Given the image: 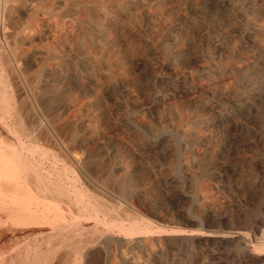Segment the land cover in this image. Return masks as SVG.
I'll use <instances>...</instances> for the list:
<instances>
[{"label": "rangeland", "instance_id": "rangeland-1", "mask_svg": "<svg viewBox=\"0 0 264 264\" xmlns=\"http://www.w3.org/2000/svg\"><path fill=\"white\" fill-rule=\"evenodd\" d=\"M0 4L13 21L4 27L8 37L0 34L2 53L20 69L29 114L41 117L35 99L52 102L81 134L77 141L63 132L53 138L57 145L36 143L59 167L75 151L90 169L113 174L127 198L116 187L86 184L109 205V219L151 224V235L131 239L102 225L104 232L94 233L93 222L82 220L88 264H264V0ZM11 228L0 225L1 264H17L53 233L46 226ZM67 251L52 262L78 264L81 255Z\"/></svg>", "mask_w": 264, "mask_h": 264}, {"label": "bare ground", "instance_id": "bare-ground-1", "mask_svg": "<svg viewBox=\"0 0 264 264\" xmlns=\"http://www.w3.org/2000/svg\"><path fill=\"white\" fill-rule=\"evenodd\" d=\"M3 2L4 1H2V3ZM8 2L10 3V1H8ZM16 2L18 3V1H16ZM33 2L35 3V1H33ZM25 3H26V1H25ZM1 5L2 4H0V6ZM36 5H38V4H36ZM15 9H17V8H15ZM41 10H42V6H41ZM36 12H38V11H36ZM36 12H34V14ZM9 15H10L9 13L7 14L4 11L0 12V22L3 24V27H0V34L3 36L4 39H6L8 37V34L4 30L5 24H7L8 22L13 23V21H11L8 18ZM34 18H35V16H34ZM70 24H71V22H70ZM72 33H71V35H73ZM30 34L32 35L33 33L30 32ZM52 37H53V35H52ZM72 37H71V39H72ZM23 38L26 39V34L22 35V39ZM64 39H65V37H64ZM79 40H81V39H79ZM1 42H0V128L1 127L6 128L9 132H11L13 134L12 136H14V138H15V141L14 140L11 141V139L9 140V139L5 138L4 136H2L1 131H0V225L5 222L6 225H9L12 228L14 226H18V225H25V226L26 225H30V226L33 225L34 227L35 226H46V232L47 231L53 232L52 234L49 232V234H47L43 238L41 243H37L34 248L31 247L32 251H30L28 253L26 252V254L24 256H21L20 261H18L17 264H52L53 260L57 259L56 262L59 261V259L62 260V256L64 255L65 249H67L69 251L68 254H71L74 257L77 254L81 255L80 257H77V259L75 258V260L78 262V264H88V257H89L88 256V243L89 242L86 241V239L80 238V234H79L80 231L83 229L82 220H85V224H87L86 222H89V221L91 222V224L93 222L92 226L94 228V233L96 232L97 234L104 232L103 230L99 229V226L102 225L106 229L105 232L109 233V234H112L113 231L117 230L120 234H122L126 238L132 239V238H136V237L146 236V234L151 232L150 231V225L151 224L149 225L148 224L149 222L147 223L146 221H144L142 219L141 220L136 219L137 217L131 218L128 223L127 222L125 223L123 220H119L121 218L109 219L106 216L108 211H109V207H108L109 205H106L107 202L105 203V201H101L97 196L93 197L92 193H90L86 184L90 185L91 183L96 184L97 189H98V187L100 189V187H102L101 185H105V186L111 188L110 192L115 191L116 186H113L114 185L113 181L115 179H114V176L111 172L107 173L104 176L100 175L98 172L99 170L97 169L96 166L94 167V169L89 168L88 160L86 159V156L80 157V155H78V154H77L78 155L77 156V155L73 154L75 151L69 152L68 153L69 159H68V155H66L65 158L67 161L63 162L64 164L62 167H59L54 159L49 158L47 156L48 152L43 147H41L40 145H38L36 143L37 138H43V140L45 142L54 145V144H56L55 141L57 140V138L55 141L53 140V138L59 137V135L62 134L63 132L68 133L69 139L71 141H77L81 137L80 130L78 129L79 126L77 127L76 124L72 120L65 119L66 117L62 118L60 115V112L59 111L57 112L54 109V107H52V102H49V101L43 102V101H40L37 99L34 100L35 105H37V107L40 110V114H41V117L38 118V120H35L34 117H32V115L29 114V111L26 109L25 104L23 102V98L21 95L22 93L20 92L21 89H19L22 87V86L21 87L19 86L21 79L19 78L20 74H18V73L20 72V69L18 68L17 71H15L14 67H16V66H13L14 63L12 64L11 59H8L9 58L8 56H7L8 58L3 56V53H2V50H3L2 45L3 44ZM8 50L9 49H7V51ZM31 51H33V50H31ZM37 51H39V50H37ZM8 55L11 56L10 53ZM28 56H29V54H28ZM23 59H25V58H23ZM32 62L33 61H31V63ZM25 65H26V63H25ZM31 68H34V67H31ZM38 69H39V67H38ZM21 71H22V69H21ZM47 72L49 73L50 71H47ZM24 73H26V72H24ZM42 76H43V74H42ZM30 79H28V80H30ZM40 80L42 81V79H40ZM33 82H34V80H33ZM35 82H36V80H35ZM28 84H29V81H28ZM43 85H45V84H43ZM23 86H25V85H23ZM31 91H32V89H31ZM44 92H46V90ZM25 96H27V95H25ZM28 97H30V96H28ZM31 98L32 97H30V99ZM74 98H76V97H74ZM52 99H54V98H52ZM72 100H73V98H72ZM29 108L30 107H28V109ZM56 108H57V106H56ZM60 111H62V110H60ZM38 113L39 112L37 111V115H38ZM4 131H5V129H4ZM7 135H8V133H7ZM7 135H6V137H7ZM62 136H61V139H62ZM83 140L81 138V141H83ZM67 142H68V140H67ZM69 146H70V144H69ZM72 149H75V148H72ZM79 152L80 151H78V153ZM88 153H86V154H88ZM37 157H38V159L36 160ZM53 158H54V156H53ZM73 167L79 168L80 170H82L83 173L81 175L83 177V181H79V179L76 177V175L74 174L75 169ZM107 170H108V168H107ZM120 170H121V172L123 171L122 169H120ZM114 171L117 172V170H114ZM118 171H119V169H118ZM70 173H72V175ZM116 174H118V173H116ZM120 179L122 180V178H120ZM129 180L130 179H128V181ZM124 181H125V179H124ZM66 183H67V185H66ZM116 191H118L117 193L119 195H122L123 197L127 196L126 188L118 186V187H116ZM127 191H130V190H127ZM94 192H95V190H94ZM142 195H143V193H142ZM130 197H129V199H130ZM106 198H107V196H106ZM138 200H139V198H138ZM127 201H128V199H127ZM128 203L125 202L126 207L131 206ZM65 206L68 208V211L70 213L69 215L66 213ZM137 206H139V205L137 204ZM121 207H122V205H121ZM75 208H76V210H73ZM129 209H131V208H129ZM114 210L116 211V209H114ZM126 211H128V210L126 209ZM133 212H134V210H133ZM135 213H136V211H135ZM68 217L71 219L72 222L69 221V223H67ZM141 217H142V215H141ZM152 217H153V215H152ZM143 219H146V218L143 217ZM154 224H156V223H153L152 225H154ZM160 227H162V226H160ZM5 228H6V226H5ZM164 228H166V227L164 226ZM152 231L155 232L154 230H152ZM91 233H92V231H91ZM156 234H157V232H156ZM158 234H160V233H158ZM207 234L209 236L214 235L212 233H207ZM149 235H151V234L149 233ZM33 236H34V234H33ZM153 239H154V237H153ZM159 240L157 239L155 241H159ZM30 243H31V241H30ZM121 243H123V241ZM141 243H143V242H141ZM43 244L46 246L45 248H43V246H42ZM96 244H98V243H96ZM125 248H126V246H125ZM139 248H141V247H139ZM29 250H30V247H29ZM108 250H110V248L107 249V251ZM113 250H114V248H113ZM111 251H112V249H111ZM134 251L137 253L138 250L137 251L134 250ZM129 252H131V251L129 250ZM135 255H137V254H135ZM102 256H104V255H102ZM68 259H69V255H68ZM117 259H119V258H117ZM130 259H132V258H130ZM123 260H124V258H123ZM108 261H110V260H108ZM66 262H64V263H66ZM72 264H74V263H72ZM107 264H108V262H107Z\"/></svg>", "mask_w": 264, "mask_h": 264}]
</instances>
